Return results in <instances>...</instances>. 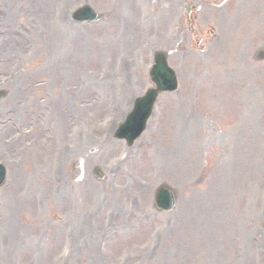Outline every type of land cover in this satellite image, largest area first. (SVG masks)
Instances as JSON below:
<instances>
[{
  "label": "rangeland",
  "instance_id": "rangeland-1",
  "mask_svg": "<svg viewBox=\"0 0 264 264\" xmlns=\"http://www.w3.org/2000/svg\"><path fill=\"white\" fill-rule=\"evenodd\" d=\"M89 1L97 8L96 0ZM102 1L107 3V0ZM3 2L12 7H5ZM79 2L0 0V11L4 8L12 11L8 18L15 19L14 36L6 34L12 29V23L0 19L1 43L14 37L12 44L0 52V88L10 90L11 104L21 102L18 108H11V119L19 128L27 126L31 140L38 143L36 153L28 159V168L20 170L21 175L14 182L9 180L16 187L11 191L15 198L32 200L28 207L35 208L33 215L37 224L27 229L28 220L21 215L18 235L12 240L0 238L4 240L0 247H5L2 251L5 263L21 260L18 264L33 261L34 264H55L56 243L62 245L65 238L64 230L61 231L62 219L72 221L75 217L67 211L66 201L80 200V193L89 205L75 207L77 215L87 223L83 235L73 239L72 257L78 256L75 264H85L86 259L79 256L83 253L87 256L95 249L104 255L100 257L105 258L103 264H252L256 257L253 241L255 243L258 237V253L264 259V238L259 235L261 230L264 235V45L259 47V56L256 57L258 51L252 58L250 67L257 76H251L253 81L249 85L258 90L250 108L243 105L241 109V104L223 102L226 93L210 90L224 87L221 85L224 80H233L231 75L237 73L236 66L226 65L227 60L214 59L210 42L206 49L211 61L203 55L186 58L185 63L171 59L180 89L158 106L147 132L131 149L129 168L116 176V169L122 167L118 165L119 160H124L128 150H121L119 143L109 139L114 124L102 130L101 125L116 109L119 119L124 112L118 81L125 85L127 78L138 94L149 86L148 59L138 53L124 56L125 42L122 39L118 42L116 24L109 30L96 25L86 34V27L71 24L67 10L79 6ZM96 10L103 13L101 7ZM108 10L106 13L113 14ZM140 10L143 11V5ZM198 24L205 39L207 21L200 17ZM112 32L115 43L107 39L112 37ZM258 36L264 38V33ZM186 37L184 50H188L189 45L197 46V42L202 44L188 34ZM234 38L235 35L228 38L231 43L225 45L227 52L233 49ZM162 40L166 42L165 36ZM138 42V50L142 52L143 41ZM127 65L130 72L125 70ZM106 78L115 87L113 92H106L108 96L101 90ZM42 80L44 86L39 88L40 94L47 92L49 83H53L49 116H55V123L64 118L63 107L70 105L71 98L66 93L82 92L80 101L85 97V142L81 144L80 153L91 158L87 160L89 164L83 167L76 164L73 168L57 164L54 154L59 144L56 138L40 132L41 118L31 108L38 103V98L28 91L29 86ZM71 86L75 90L71 91ZM23 91L21 97L17 96ZM211 97L221 100L213 104ZM72 98L75 100L74 95ZM8 106L10 104L5 108L0 106V116ZM44 116L47 117V112ZM228 132L232 133L233 140L226 148ZM9 133L5 136L16 138L14 129ZM61 145L67 146L68 142L62 141ZM0 162L8 171L16 170L9 167L3 151ZM102 162L105 165L102 169L110 172H107L110 174L108 185L112 191L108 198L102 187L106 183L91 178L92 168ZM227 167L238 177L229 190L227 180L217 184V177L228 171ZM86 172L88 176L84 175ZM84 179L92 183L80 185ZM163 184L177 193V205L170 214H158L152 207L154 190ZM90 189L93 198L89 196ZM102 199L109 200L108 205L103 206ZM124 199H129V203H124ZM24 230L23 246H26L13 258L11 247L19 246L16 238L23 237ZM101 231L106 233L100 234ZM154 238L162 239L161 246L152 243ZM103 239L111 241L101 250L99 245ZM249 249L253 251L252 259Z\"/></svg>",
  "mask_w": 264,
  "mask_h": 264
},
{
  "label": "bare ground",
  "instance_id": "bare-ground-1",
  "mask_svg": "<svg viewBox=\"0 0 264 264\" xmlns=\"http://www.w3.org/2000/svg\"><path fill=\"white\" fill-rule=\"evenodd\" d=\"M70 1H72V0H70ZM110 2L112 3V1H110ZM5 7L9 8V7H12V6L5 3ZM225 27H226V31L228 32V37H229L230 34L235 33V31L237 29V23H235L234 20H230L229 22L225 23ZM225 42H226V40H225ZM218 50H220V49H218ZM226 58H228V55H227ZM219 59H220V57H219ZM226 180H227V184H228L227 190H229V188L234 185L235 180H234V177L231 176L228 171H224L223 173H220V175L217 177V184L218 185H219V183L223 184Z\"/></svg>",
  "mask_w": 264,
  "mask_h": 264
}]
</instances>
